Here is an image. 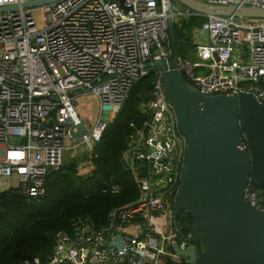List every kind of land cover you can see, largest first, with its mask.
Listing matches in <instances>:
<instances>
[{
    "label": "built area",
    "instance_id": "1",
    "mask_svg": "<svg viewBox=\"0 0 264 264\" xmlns=\"http://www.w3.org/2000/svg\"><path fill=\"white\" fill-rule=\"evenodd\" d=\"M28 1L0 0V7L19 6L0 12V192L43 197L46 180L62 168L66 151L71 157L81 153L92 166L106 121L99 116L81 138H72L69 131L76 128L71 125L81 120L72 95L89 92L102 110L120 106L150 72L145 64L169 55L167 11L173 23L204 17L190 31L195 59L176 55L177 69L190 89L247 92L264 100V18L201 15L176 0H123L126 9L119 0H57L22 8ZM198 1L264 8V0ZM199 69L205 73L197 74ZM152 71L140 104L146 118L140 126L129 123L132 131L121 155L138 196L110 210L102 226L77 217L71 232L49 229L53 245L47 261L34 258L24 264H163L164 255L172 263L179 260L168 247L187 245L177 240L180 228L172 219L187 144L160 72ZM240 148L247 149L244 138ZM120 191L112 177L102 190L111 195ZM116 235L123 244L119 250L108 245Z\"/></svg>",
    "mask_w": 264,
    "mask_h": 264
},
{
    "label": "water",
    "instance_id": "2",
    "mask_svg": "<svg viewBox=\"0 0 264 264\" xmlns=\"http://www.w3.org/2000/svg\"><path fill=\"white\" fill-rule=\"evenodd\" d=\"M57 0H32L30 8ZM201 15H235L264 18V8L218 6L198 0H176ZM120 5L126 9L123 0ZM0 7V12L18 9ZM170 51L166 60L145 67L160 72L168 103L172 106L187 149L172 219L179 226L177 240L184 249L169 246L179 256L163 264H264V100L252 93L216 94L187 86L176 65L174 23L167 11ZM157 61H164L161 67ZM167 63L169 66H167ZM74 139L85 134L82 120L71 125ZM247 149L240 148L241 139ZM254 188L246 191L247 187ZM109 246L123 248L116 235Z\"/></svg>",
    "mask_w": 264,
    "mask_h": 264
},
{
    "label": "trees",
    "instance_id": "3",
    "mask_svg": "<svg viewBox=\"0 0 264 264\" xmlns=\"http://www.w3.org/2000/svg\"><path fill=\"white\" fill-rule=\"evenodd\" d=\"M203 21L202 16H190L174 22L178 55L181 48L191 44V29ZM154 74L150 71L133 85L116 117L106 125L94 147L88 174L76 175L73 164L63 165L48 176L46 192L39 199L22 196L16 190L0 192V264H24L34 258L44 263L53 245L46 235L49 229L71 232L72 221L77 217L102 226L110 210L136 199V184L121 155L132 131L129 123L140 126L146 118L140 104ZM111 177L121 185L115 195L102 192Z\"/></svg>",
    "mask_w": 264,
    "mask_h": 264
},
{
    "label": "rangeland",
    "instance_id": "4",
    "mask_svg": "<svg viewBox=\"0 0 264 264\" xmlns=\"http://www.w3.org/2000/svg\"><path fill=\"white\" fill-rule=\"evenodd\" d=\"M180 50H181L180 54L187 60L195 59L192 49V42L188 47H184L183 49L181 48ZM162 65H164V61L156 62L157 67H161ZM196 72L197 74L200 75L205 73L203 69H199ZM71 103L75 111L77 112L78 116L83 121L86 129H91L95 125L96 121L99 119V116L104 121H106V125H107L116 117V114L120 108V106L115 105L109 107L107 110H102L98 98L89 92L73 94ZM64 144L65 146H68L71 144V142L68 138H66ZM71 164H73L74 167L76 168V172H75L76 175L83 176L89 173L88 171L90 170V168L86 165L85 159H83L81 153H78L76 156L71 157L68 154V151L65 152L64 165H71ZM15 183H16L15 179H12V185H15Z\"/></svg>",
    "mask_w": 264,
    "mask_h": 264
},
{
    "label": "crops",
    "instance_id": "5",
    "mask_svg": "<svg viewBox=\"0 0 264 264\" xmlns=\"http://www.w3.org/2000/svg\"><path fill=\"white\" fill-rule=\"evenodd\" d=\"M106 110V109H105Z\"/></svg>",
    "mask_w": 264,
    "mask_h": 264
}]
</instances>
